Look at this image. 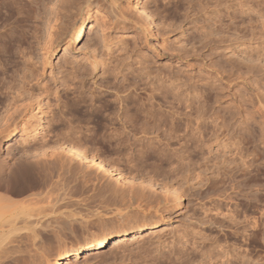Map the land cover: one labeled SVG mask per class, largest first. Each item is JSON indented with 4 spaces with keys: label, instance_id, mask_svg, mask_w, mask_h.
Instances as JSON below:
<instances>
[{
    "label": "rangeland",
    "instance_id": "rangeland-1",
    "mask_svg": "<svg viewBox=\"0 0 264 264\" xmlns=\"http://www.w3.org/2000/svg\"><path fill=\"white\" fill-rule=\"evenodd\" d=\"M112 1L0 0V183L24 162L67 160L73 170L51 153L67 140L138 183L104 178L123 199L102 207L86 200L90 190L72 193L73 175L56 169L11 197L27 206V227L3 240L2 263H52L95 233L152 219L156 228L64 264H221L225 254V264H260L261 241L239 221L264 214V0ZM81 16L85 35L65 52L57 35ZM134 104L161 121L152 127L145 112L129 120ZM7 116L15 128L3 132ZM148 182L178 186L182 200L170 204ZM140 188L143 197H132Z\"/></svg>",
    "mask_w": 264,
    "mask_h": 264
},
{
    "label": "bare ground",
    "instance_id": "bare-ground-1",
    "mask_svg": "<svg viewBox=\"0 0 264 264\" xmlns=\"http://www.w3.org/2000/svg\"><path fill=\"white\" fill-rule=\"evenodd\" d=\"M87 1L88 2L90 1L88 5H93L94 4V7L95 6H98V0H87ZM108 1L109 2H113L112 0H108ZM68 18H69V16H67V15L62 16V18H60V25L61 26H64V27H67V24H68V21H69ZM57 20H59V19L56 18L55 21H57ZM88 24H89L88 18L81 16L79 18H76L73 21L72 26L69 28V30L66 29V31H65V29H63L62 31H65L64 34L63 33H60V34L57 35V43L58 44L59 43H63L61 45V46H63V49L62 48L61 49L66 52L73 45L79 44L81 42V40L83 39L84 35H85V32H86V29H87V25ZM132 103L129 102L130 105H132ZM130 105H128V107L126 109L127 110L126 111V113H127V116L126 117L127 118L129 117L130 118L129 120H131L134 115L136 117H138V114H137L138 112L139 113H144L145 112V111L144 112L142 111L144 109H142V110L141 109L140 110L139 109H136V105L135 104H134L135 106H130ZM137 108H139V107H137ZM130 111L132 113H130ZM8 117L9 116H7L6 119H8ZM143 118L146 121V122L144 121L145 123H148V122H151L152 121V123H153L152 124V127H153L155 125H158V124H156V121L157 122L161 121L162 115H156L155 113L151 112V109H150V111L147 110L145 112V116ZM10 120L5 125V127L3 129V132L4 131H8L11 127L12 128H15V121H11L10 122ZM263 123H264V117H263ZM130 124H132V122ZM144 124L142 125V127L146 125V124L145 125ZM146 129H141V130H145L146 131ZM173 130H170V131H173ZM174 132H175V130H174ZM174 132H172V133H174ZM65 141H66V139H65ZM59 142L60 143L53 145L54 146L53 149L55 151H53L51 153L53 154V153H61L62 152L61 155H63L65 157V159H69L70 161L76 162L77 163V166L73 170L69 166H67L65 168V165L68 164V163H66L67 160H66V162H65V160L62 161V162H60V163L50 162V163H48L46 165H40V166H36L35 163H33V162H24V163H20L19 165H17L16 168L11 169L9 171V173L6 175V177H7L6 181L3 182V180H2L3 183L2 182L0 183V190L1 191L3 190V192L8 193V195H6V194L4 195L2 192H0L1 193L0 194V254L2 253V251H6L7 250L5 248V246L2 245V242H3L4 239H6V236L8 234L14 233L16 231L25 229V226H26V225L25 226L24 225H19V223L20 224L21 223L24 224V218H23V220H21L20 217L25 215L24 217L26 218V215L28 214V212H26L25 209H27V206H26V208L23 207V204L21 206V204L17 200H13V199H11V197L13 195L14 196L23 195L24 193H27L28 191L30 192L31 189L36 188L37 186H40V185H43V184L47 183L48 181L51 180V178L53 176V173L55 172L56 169L63 168V170H65L66 173H68V174L70 173L71 174V177L73 175V178L71 180H69V181L72 182L71 186L73 188V191L70 190V191H72V193L77 192V193H80V195H81L84 192L87 193V192L92 191V193L89 194L87 197L85 196L86 197V200L89 201V199H90L93 202H94V200H97L95 202H98V204H100L101 206L103 204H110L108 206H111V205H114V204L117 205L123 199L122 197H119L120 196L119 195L120 194L119 187L117 185H114V186L109 185L108 184V181H106L105 179L111 177L112 175H115V177H116L115 178L116 179L115 181H127L131 185L130 187H132V184H136L137 183L133 179L132 175H127L126 176L122 172L121 168H118L117 166H115V164H112V163H109V162L107 163L105 160H103L104 158L99 157L98 155L96 156L94 153L87 152L84 149V145L83 146L81 145L82 143L81 144H78L79 143L78 142L77 144H73L72 141H71L70 143L66 144L68 142V140H67L66 143L64 141H62V143H61V141H59ZM239 153H240V151H239ZM48 155H50V154H48ZM242 156H243V154L241 155V157ZM256 156L254 155V157H256ZM259 156L257 157V159L260 158ZM254 157L252 158V161L249 160L248 163L247 162H244V161H243V163H241L242 164L241 166H243L242 167L243 168L242 170L248 171L247 168L249 166L251 167V165H254L253 162H254V160H256V158H254ZM90 165L92 167H94V169H95L94 174H92V173H86V171H87V169L89 168ZM257 172H259V171L257 170ZM220 173H221V171H220ZM1 175L2 174H1V169H0V176ZM174 175H177V173L174 174ZM254 175H255V173H254ZM125 177L127 179H125ZM102 178L103 179L105 178L103 180V182H102ZM69 179H70V177H69ZM173 179H174V177H172V180ZM230 179H231V177H230ZM70 183H69V185H70ZM140 185H142V184H140ZM143 187L149 188L152 191H154V190L162 191L166 195V196L164 195L165 198L168 199V200L170 199V201H169L170 204H172V202H174L173 201V197H175L178 201H181L182 200V195L184 194V193H182L183 191L182 192L180 191V189H179L178 186H174L172 183H168V182H162L161 185H157V183L154 184L153 182L152 183L151 182H148V184H144ZM143 192H144L143 188H140L135 193L133 191L132 194H135V195L134 196L131 195V196L134 197V198H136V199H140V198L143 197ZM156 198H158V197H156ZM133 201H135V200H133ZM164 201H165V199H164ZM108 210H110V209H108ZM29 212H31V211L29 210ZM255 221L256 222H259V219L256 220V218H255ZM139 222H141V223H139L136 227H133V226L125 227L124 226V229L122 228V230L116 232L115 234H111L110 235V234H107L105 232L95 233L89 239H86L83 244L80 245V243H77V245H75V246L69 247L66 250L64 249V251H61L52 263L49 262V261H47L45 264H64L65 260L75 259V258H77L79 256H82L83 254H87L88 252H91V250L100 249V248L104 247L106 244H109L110 242H115V241L118 242L119 240H122V239H124L127 236H130V235L133 236V234L134 235H138L141 232H143L144 230L156 228V226H158V224H159V221L158 220H152V219H144V220H141ZM30 230H31V234L30 235H31V238L33 240V244L36 245V243L34 242L35 241L34 237L37 234H36L35 230H33L31 228H30ZM36 231H37V229H36ZM6 243H7V241H6ZM1 245L4 246L5 249H2L3 247H1ZM38 245L39 244L36 245L37 248H39V247L41 248L42 243H41V245H39V247H38ZM216 254H218V253H216ZM3 255H5V252L3 253ZM3 255L2 254L0 255V258H1L0 259V264H3L4 263V261L2 263V257H1ZM6 255H7V253H6ZM195 255H194V257H196ZM214 255H212V254L209 253L206 257H207L208 260L210 259V262H211V260L213 261V259L216 258ZM217 256H219V258H220L221 255L218 254ZM192 257H191V260H193ZM224 257H225V260L226 261L229 260L228 259L229 256H227V254H225ZM17 259H18V257H17ZM144 259H145V257H144ZM19 260H21V259H19ZM19 260H17V261H19ZM204 260H206V259L204 258ZM225 260L224 261L223 260H220L221 261L220 263L221 264H225V262H226ZM156 261H158V260H156ZM168 261H170V259ZM177 261H175V263ZM215 262L216 261H214V263L212 262V264H215ZM203 264H205V263H203ZM217 264H219V263H217Z\"/></svg>",
    "mask_w": 264,
    "mask_h": 264
},
{
    "label": "snow or ice",
    "instance_id": "snow-or-ice-1",
    "mask_svg": "<svg viewBox=\"0 0 264 264\" xmlns=\"http://www.w3.org/2000/svg\"><path fill=\"white\" fill-rule=\"evenodd\" d=\"M160 3L168 6V0H160ZM239 223L244 224L248 228L250 237L261 241V250L264 251V214H260L259 222L248 217L239 221ZM260 264H264V257H261Z\"/></svg>",
    "mask_w": 264,
    "mask_h": 264
}]
</instances>
